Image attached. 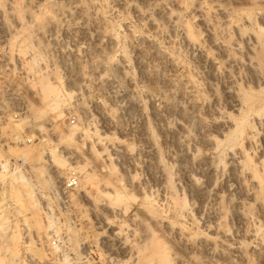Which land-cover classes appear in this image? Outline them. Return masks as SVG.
<instances>
[{"label":"rangeland","instance_id":"1","mask_svg":"<svg viewBox=\"0 0 264 264\" xmlns=\"http://www.w3.org/2000/svg\"><path fill=\"white\" fill-rule=\"evenodd\" d=\"M69 1L17 0L23 6H20V23L14 25L6 10V0H0L3 10L0 89L5 97L4 117L0 121V264H64L61 257L48 249L55 233L72 242L93 245L105 240L122 264H179L172 249L158 262L149 248L154 238L150 237L153 231L150 223L144 220V214L143 221L134 218L138 210L164 217L152 201L160 196L156 189L160 171L167 173L168 187L174 188L176 165L171 160L182 156L166 133V129L176 127L170 110L179 104L178 99H163L154 93L152 84L141 76L142 66L148 61L161 75L184 82L187 75L182 65L169 64L162 57V53L175 57L180 49L167 45L128 9L120 11L118 7L122 8L120 3L124 0H94L105 20H97L96 24L106 22L104 25L112 28L116 39V45L104 48L105 55L109 52L105 59L98 58L94 36L90 35L91 22H87L85 30H78L73 21L64 19L58 11ZM29 10L41 17L34 13L36 21L28 23ZM263 10L262 1L235 15L236 23L249 19L250 25L241 29V35L250 33L260 37L257 45H264ZM47 11L53 16L51 22L45 20ZM12 30L18 38L12 35ZM127 30L135 38L130 39ZM120 61L126 66L125 76L115 69ZM106 80L114 82L118 98H126L117 100ZM32 89H38L40 98L32 94ZM215 89L220 91L218 85ZM37 99L42 101L39 106ZM164 101L169 108L164 107ZM27 102L33 107L28 108ZM203 102V98H198L201 113L206 111ZM15 136L22 141H10ZM229 146L230 143L224 142L217 150L210 151L218 184L228 174L224 164ZM22 150L31 151L33 159L23 161L19 153ZM44 153L46 156L53 153V161H45ZM204 155V151L194 153L191 162H185V168L196 167ZM73 170L79 174V185L68 189L64 182ZM144 194L152 199L147 200ZM228 197L230 203L234 202V192ZM247 208L245 213H249ZM209 212V207L205 208V213ZM227 214L225 223L231 222L228 210ZM104 217L113 226L104 223ZM115 231H120L121 236ZM156 232L160 234L159 230ZM158 233L154 236H159Z\"/></svg>","mask_w":264,"mask_h":264},{"label":"bare ground","instance_id":"2","mask_svg":"<svg viewBox=\"0 0 264 264\" xmlns=\"http://www.w3.org/2000/svg\"><path fill=\"white\" fill-rule=\"evenodd\" d=\"M262 1L124 0L120 3L122 8L118 7L120 11L129 10L139 22L145 23L154 34L160 35L167 45L179 47L180 51L177 50L179 53L175 57L169 53H162V57L169 64H181L187 75L184 82L177 79L173 81L161 75L148 61L142 66L141 76L152 84V91L163 99L175 97L179 103L170 110L176 119V127L166 129L182 153L180 158L173 157L171 160L176 165L174 188L168 187L167 173L161 169L156 186L160 195L158 199L153 200L144 194L147 200L152 199L157 204L164 217L159 218L150 211L145 213L138 210L134 218L143 221L144 214V220L150 223L153 230L150 237L154 238L150 240L149 248L158 257V262L172 249L179 264H264V45H257L260 37L254 34L242 37L241 29L245 30L250 25L248 18L241 23L234 22L237 12L258 6ZM18 2L6 0V10L11 14L14 25L20 23V6H23ZM27 5L24 8L28 9ZM95 5L94 0H70L58 11L64 19L73 21L78 30H85L87 22H91L93 32L91 30L90 35L94 36L95 54L100 58L106 53V45H116V39L112 28L104 25L106 22L96 24L97 20L103 21L104 17ZM48 11L47 16H44L47 18L42 19L51 22L53 16ZM34 13L30 10L26 13L28 23L36 21ZM12 32L14 35L15 31ZM15 35L17 37V33ZM127 35L130 39L135 38L131 30H127ZM142 40L146 38L142 37ZM146 41L153 45L150 40ZM115 67L120 75L127 71L123 61ZM104 82L116 95L114 82ZM216 85L220 87L219 92L215 89ZM43 90L39 91L44 95ZM32 94L37 97L40 95L38 89ZM200 97L204 100V113L200 112ZM123 98L126 96L118 98L116 95L117 100ZM39 101L37 106L42 103ZM27 106L30 108L33 104L27 102ZM164 107L169 108L165 101ZM258 135L261 136L259 139ZM224 142L231 145L227 148L224 164L228 174L222 176L218 184L210 151L217 150ZM198 151H204L205 155L197 159L196 167L186 169L185 162H191L194 153ZM19 153L23 161L33 159L29 150ZM53 153L47 156L44 153V160L53 161ZM115 192L117 195L118 192ZM230 192L235 195L232 203L228 201ZM207 207L210 211L208 214L205 213ZM245 207H248L249 213H245ZM227 210L231 214L229 223L224 221L228 219ZM104 223L113 226L109 218L104 217ZM155 230H159L160 234H154ZM114 233L121 236L120 231ZM157 233L159 236H154Z\"/></svg>","mask_w":264,"mask_h":264},{"label":"built area","instance_id":"3","mask_svg":"<svg viewBox=\"0 0 264 264\" xmlns=\"http://www.w3.org/2000/svg\"><path fill=\"white\" fill-rule=\"evenodd\" d=\"M5 97L3 90L0 89V121H2L3 106ZM9 141V139H7ZM13 142L22 141L21 137H14ZM29 141V139H27ZM0 142L1 139H0ZM79 185V174L71 171L64 182V187L71 189ZM64 206V203H62ZM105 240L97 241L95 245L72 242L70 238H64L60 233H55L49 241V248L53 250L57 257H61L64 264H122L117 254L107 247Z\"/></svg>","mask_w":264,"mask_h":264}]
</instances>
